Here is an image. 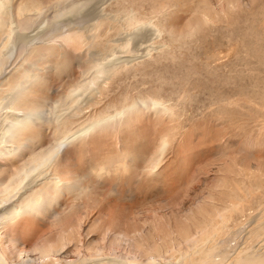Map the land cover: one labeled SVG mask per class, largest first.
I'll use <instances>...</instances> for the list:
<instances>
[{
	"label": "rangeland",
	"instance_id": "374dc122",
	"mask_svg": "<svg viewBox=\"0 0 264 264\" xmlns=\"http://www.w3.org/2000/svg\"><path fill=\"white\" fill-rule=\"evenodd\" d=\"M76 1L85 5L63 20L73 30L82 22L84 44L40 51L23 97L43 122L1 108L0 128L17 118L27 140L0 148L24 141L28 162L83 133L27 191L50 201L0 220V254L30 264H264V0ZM64 2L34 0L27 12L52 5V15ZM14 157L0 153V187L22 163Z\"/></svg>",
	"mask_w": 264,
	"mask_h": 264
},
{
	"label": "bare ground",
	"instance_id": "6f19581e",
	"mask_svg": "<svg viewBox=\"0 0 264 264\" xmlns=\"http://www.w3.org/2000/svg\"><path fill=\"white\" fill-rule=\"evenodd\" d=\"M33 1L34 0H0V110L1 108H8L14 113L21 112L20 116L25 117L24 121H33L35 118H39L41 120L40 122H43V118H40L41 115L39 114V110L35 107V104L30 103L32 102L31 99L29 100L27 97H23L31 85L29 83V85L23 84L28 82V79L25 77H27L30 70H34L33 65L43 61L39 59L41 55L47 56L40 51L51 45L49 41H56L59 46L64 44L75 50L80 49L81 45L84 44L86 38L81 32L82 30H80L81 25H83L82 22H79L76 26L77 29L73 30L70 24L63 20V17L68 13L76 14L85 5V1L65 0L64 3H56L52 15L48 13L49 10L47 11V8H50L52 5H48V7H36L35 14L33 15L30 12L29 14L27 12L28 5ZM88 12L90 13V11ZM38 17L41 18L39 22L36 21ZM70 19H72V17ZM79 19H81V16ZM72 21L74 20L72 19L71 22ZM73 24L75 25V22ZM67 26L70 30L67 29ZM37 28L40 29L32 33L33 30L35 31ZM33 52L35 56H33L32 60L31 53ZM36 60L37 62H35ZM8 66H10V68ZM105 69L107 68L103 66L101 69L97 68L96 71L102 72ZM23 70L25 75L19 80ZM7 75H9L10 78L5 80L4 77ZM5 81L12 82L13 85L1 89L6 85L7 82ZM94 81L95 77L89 81V84L94 83ZM81 88L82 91H85L88 86L85 85ZM21 106H26L28 109H24ZM17 117H19V114ZM8 118L10 117L5 116L4 121ZM40 122L36 123V126L39 128L42 126ZM23 125V122L18 123L17 118L7 121L3 127L0 128V140L5 142L7 140L12 141L15 137H21L27 140L26 136H20L22 129H24ZM84 130H86V128H84ZM81 133H83V131L76 130L72 134L61 136V138L55 141V143L46 150L39 151L33 155L28 162L22 160L24 155L23 149L27 147L26 142H20L18 145L11 148L10 152L15 153V159L10 160L11 164L14 163L13 161L17 160H21L22 163L15 166L17 167L15 175L9 178V180L0 187V220L5 216H18L28 210L40 211V209L50 201L48 195H45L42 201H39L37 196H27V191L32 189V186L37 180H44L47 178L46 174L50 171L51 166L62 157L69 141L75 139ZM10 152L0 148V153L3 155ZM1 166L4 165L0 162V170ZM53 175L56 178H54V180L49 179V182L54 184L56 183L55 179H57L59 175L56 173ZM38 177L40 178L37 179ZM19 251L22 252L23 250L21 249ZM21 263L30 264L27 261L8 263L0 254V264Z\"/></svg>",
	"mask_w": 264,
	"mask_h": 264
}]
</instances>
